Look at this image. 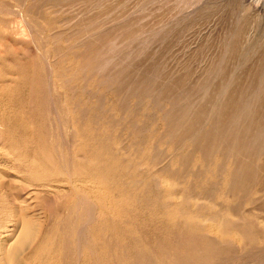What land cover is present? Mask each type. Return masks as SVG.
<instances>
[{"label": "rangeland", "instance_id": "374dc122", "mask_svg": "<svg viewBox=\"0 0 264 264\" xmlns=\"http://www.w3.org/2000/svg\"><path fill=\"white\" fill-rule=\"evenodd\" d=\"M0 18V114L29 62L47 106L100 117L121 163L119 264H264V0H0ZM92 218L70 242L79 259Z\"/></svg>", "mask_w": 264, "mask_h": 264}, {"label": "bare ground", "instance_id": "6f19581e", "mask_svg": "<svg viewBox=\"0 0 264 264\" xmlns=\"http://www.w3.org/2000/svg\"><path fill=\"white\" fill-rule=\"evenodd\" d=\"M0 21H5V18H0ZM45 54L47 55V52ZM2 57L0 53V59ZM35 67V63L29 62L16 63L11 67L17 72L18 75H13L19 77V80L14 83L12 88L8 87L9 91L12 90V99L10 105L2 106L6 109L4 113L6 116L0 114V127L3 128L0 130V264H119L117 248H119V253L122 252L120 248H126L118 247L119 243L117 244L120 241H117L120 225L118 219L121 218L118 216L122 215L119 214L122 211L120 209L122 208L121 202H119L120 194H117L119 191L117 183L120 179L118 168L121 165L120 161V165H118L117 153L113 152L114 148L111 149L112 145L110 146V142L103 136V132H101L103 130L100 131V117L97 113L86 107L81 108L82 106L79 108L66 106L67 104L65 106H47L48 102L52 101H48L47 98L48 75L32 73ZM67 69L58 66L56 71V76L64 82L65 87H69L68 83L71 79ZM0 75V79H2L4 74L0 73ZM6 76L5 78H8ZM7 81L9 82L8 79L5 82L2 79L0 88L2 83H8ZM4 86L10 85L4 84ZM26 86L28 90H25ZM24 98L32 106L25 104ZM50 98L53 99V97ZM61 123H66L64 130L60 127ZM71 123L75 125L72 129L70 128ZM202 137H205V134ZM214 145L211 146L214 148ZM40 174H44V177L41 178ZM147 185L150 186V184ZM131 204L133 203L131 202ZM126 208L128 206L123 209ZM95 212L97 220L95 219L96 222L91 228L94 237H92V233L89 234L95 239L94 251L88 253L84 259L82 256L79 259L71 250V239L81 230V220L84 221V218L90 220L95 216ZM188 214L190 216V213ZM190 217L191 219L185 218V221H192L194 215ZM195 218L197 219V217ZM119 221L121 222L120 219ZM123 231L121 233H124ZM81 232L83 235L85 231L81 230ZM92 238H90L91 242ZM79 240L77 239L76 242ZM124 241L126 243V239ZM138 242L136 246H141ZM200 245L202 246V244ZM149 250L148 255L151 257L153 252L151 254ZM77 253L76 255H78ZM134 253L136 255V251ZM134 253L128 254L133 256ZM169 253L171 254V252ZM170 257L172 258V256ZM176 257L178 258V256ZM125 259L128 258L125 257ZM144 259L146 260L147 257ZM130 260L132 261V259ZM131 261L128 259L129 263H126H139L138 260L137 263L134 261L130 263ZM166 261L168 262V259ZM180 261L182 264H189L182 261L181 258Z\"/></svg>", "mask_w": 264, "mask_h": 264}]
</instances>
